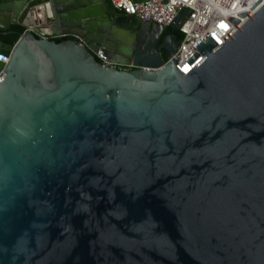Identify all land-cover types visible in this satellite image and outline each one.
<instances>
[{"label":"water","instance_id":"water-1","mask_svg":"<svg viewBox=\"0 0 264 264\" xmlns=\"http://www.w3.org/2000/svg\"><path fill=\"white\" fill-rule=\"evenodd\" d=\"M207 1L253 15L185 76L106 0H0V264H264V0Z\"/></svg>","mask_w":264,"mask_h":264},{"label":"built area","instance_id":"built-area-1","mask_svg":"<svg viewBox=\"0 0 264 264\" xmlns=\"http://www.w3.org/2000/svg\"><path fill=\"white\" fill-rule=\"evenodd\" d=\"M112 9L120 14L133 17L139 23L161 26L163 29L173 27L182 35L175 53L170 54L164 63L179 59L177 69L187 75L203 58L195 46L210 38L217 47L227 41L253 14L248 10H240L220 16L207 0H109ZM238 23L235 24L234 21ZM61 37V36H60ZM81 42V40L79 41ZM95 59L105 66H116L124 70L141 69L143 66L115 65L106 60L101 50L92 52ZM198 55L194 62L191 59ZM0 62H9V55L0 54ZM0 70V79L4 74Z\"/></svg>","mask_w":264,"mask_h":264},{"label":"flooded vegetation","instance_id":"flooded-vegetation-1","mask_svg":"<svg viewBox=\"0 0 264 264\" xmlns=\"http://www.w3.org/2000/svg\"><path fill=\"white\" fill-rule=\"evenodd\" d=\"M12 33H13V30L7 29L4 31H0V36L11 35ZM63 37H66V36L57 37L56 39L63 38ZM155 37H156V40H155L156 48L162 59H166L169 55L168 54L169 51L172 48L179 46L181 42V36L178 30L173 27L162 29L157 36L155 35Z\"/></svg>","mask_w":264,"mask_h":264},{"label":"trees","instance_id":"trees-1","mask_svg":"<svg viewBox=\"0 0 264 264\" xmlns=\"http://www.w3.org/2000/svg\"><path fill=\"white\" fill-rule=\"evenodd\" d=\"M106 4H107L108 7H111L109 0H106ZM10 29L13 30V33L11 35L0 36V39L4 43L14 44L18 40L19 34L24 31V28H22L19 25H12ZM180 36H181V39H182V35L181 34H180ZM66 39H68V37H63V38H59V39H55V40H56L57 43H59V42H61L63 40H66Z\"/></svg>","mask_w":264,"mask_h":264},{"label":"crops","instance_id":"crops-1","mask_svg":"<svg viewBox=\"0 0 264 264\" xmlns=\"http://www.w3.org/2000/svg\"><path fill=\"white\" fill-rule=\"evenodd\" d=\"M108 7V6H107ZM108 9L111 11V12H116V11H114L111 7H108ZM121 15H124V14H121ZM112 16V15H111ZM124 16H126V15H124ZM137 23V21L135 20V24Z\"/></svg>","mask_w":264,"mask_h":264}]
</instances>
